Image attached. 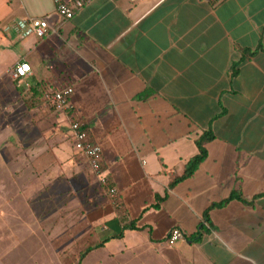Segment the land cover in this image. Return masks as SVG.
<instances>
[{
	"label": "crops",
	"instance_id": "obj_1",
	"mask_svg": "<svg viewBox=\"0 0 264 264\" xmlns=\"http://www.w3.org/2000/svg\"><path fill=\"white\" fill-rule=\"evenodd\" d=\"M53 13V0H0V95L17 64L33 72L30 106L0 107L4 206L66 213L78 264H264V0H93L44 39L16 30ZM67 86L68 111L43 104ZM79 120L115 199L75 149ZM209 131L205 161L174 184Z\"/></svg>",
	"mask_w": 264,
	"mask_h": 264
},
{
	"label": "rangeland",
	"instance_id": "obj_2",
	"mask_svg": "<svg viewBox=\"0 0 264 264\" xmlns=\"http://www.w3.org/2000/svg\"><path fill=\"white\" fill-rule=\"evenodd\" d=\"M1 93L0 107L6 104L10 108L24 103L30 106L31 85L29 88L19 87L9 75ZM17 122L14 120L13 127H19ZM3 154L13 159L14 145L0 144V264H78L79 252L82 250L80 241L62 240L64 232L76 229L72 223L65 227L61 225L60 218L66 213H60L49 221L46 217L51 208L46 201L36 202L34 209L21 203L4 206V198L14 193L15 170L14 167L6 166L8 172H3ZM16 232H20L23 238L18 239L20 235Z\"/></svg>",
	"mask_w": 264,
	"mask_h": 264
},
{
	"label": "built area",
	"instance_id": "obj_3",
	"mask_svg": "<svg viewBox=\"0 0 264 264\" xmlns=\"http://www.w3.org/2000/svg\"><path fill=\"white\" fill-rule=\"evenodd\" d=\"M92 1L93 0H53L54 13L52 15L41 18L28 17L21 19L16 23V30L23 39L29 37L44 39L48 37L51 32H57L56 24L59 21L68 22L73 20L75 16ZM143 1L147 0H130L132 4ZM32 74L31 65L23 61L11 70L10 77L14 82L19 84V87L25 86L29 88L30 84L27 82V79L32 76ZM73 94V87H62L47 92L44 102L50 109H54L57 112H65L70 109V100ZM70 137L74 143L75 149L86 157L91 170L100 180L102 186L107 188L110 197L114 199L117 198V190L110 187V179L105 175L103 170L102 148L100 145L94 142L91 134L77 121L71 123ZM183 239V232L179 229H173L168 235L167 243L170 247H174Z\"/></svg>",
	"mask_w": 264,
	"mask_h": 264
},
{
	"label": "trees",
	"instance_id": "obj_4",
	"mask_svg": "<svg viewBox=\"0 0 264 264\" xmlns=\"http://www.w3.org/2000/svg\"><path fill=\"white\" fill-rule=\"evenodd\" d=\"M234 71V70H233ZM236 74V72H234V75ZM80 123V125L86 130V126L85 124H82V121H78ZM215 139V136L214 134L209 131V132H206L204 133V135L198 140L197 142V145H198V148L200 150V154L196 157H194L187 165V170H186V173L185 175L182 177V178H179L176 180V182H174V184H177L181 181H183L184 179L188 178V177H191L196 171L197 169L199 168V166L205 161L206 159V156H207V151H206V148H205V145L208 143V142H211ZM104 170V169H103ZM233 198H236V199H239L241 201H246L244 200V198L240 195H234ZM232 198V199H233ZM91 250V249H90ZM88 250V251H90ZM85 257V255H82L81 258H80V261Z\"/></svg>",
	"mask_w": 264,
	"mask_h": 264
}]
</instances>
